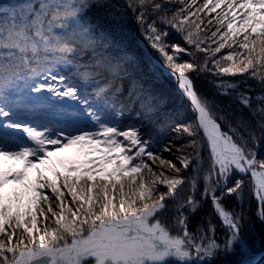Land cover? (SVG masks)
<instances>
[{
  "label": "snow or ice",
  "instance_id": "1",
  "mask_svg": "<svg viewBox=\"0 0 264 264\" xmlns=\"http://www.w3.org/2000/svg\"><path fill=\"white\" fill-rule=\"evenodd\" d=\"M125 5L189 103L191 118L168 123L179 144L124 122L127 60L110 38H136L111 0L0 7V264H229L221 254L237 252L259 264L241 230L264 228V0ZM193 74L211 77L210 94ZM128 100L146 116L163 107L138 81Z\"/></svg>",
  "mask_w": 264,
  "mask_h": 264
},
{
  "label": "trees",
  "instance_id": "2",
  "mask_svg": "<svg viewBox=\"0 0 264 264\" xmlns=\"http://www.w3.org/2000/svg\"><path fill=\"white\" fill-rule=\"evenodd\" d=\"M21 2V0H0V3H8L10 5H15ZM35 3H39V0H34ZM111 3L116 7L117 11L122 16V21L125 25V30L130 33L131 36L137 32L138 36L143 39L140 35L139 29L135 24V21L132 17V14L129 10H127L125 5V0H111ZM125 8V9H122ZM4 18V13H0V21ZM134 37V36H133ZM175 39H179V37H175ZM144 40V39H143ZM145 44L149 47V49L159 58V54L156 53L151 47L148 45V42L144 40ZM111 48L110 52L116 53L120 56H123L127 60L126 67L128 68L127 75L119 83L123 84V90L120 95L117 97L118 101H122L126 106L129 107L130 111L128 115L124 118L125 123H132L137 125H142V131L149 132L154 129H160L161 136V144H167L170 140L173 143L179 144L180 141L174 140V134L172 133L170 127L168 126L169 122H179L186 118H191V112L189 111V103L188 101L182 97L179 93H177L174 89V83L172 80L165 77L161 70L158 67H154L153 61L147 55V53L136 43V41L130 42L129 40H124L121 42L118 36H113L110 38ZM89 59L88 56L84 57V60L87 61ZM187 59V57H185ZM81 71L84 69L81 68ZM193 78L196 83V87L198 91L207 92L210 94V87L207 84V79L211 78L201 76L196 77L193 74ZM227 79H246L247 77H226ZM107 79V74L104 73L100 76H96L93 81L90 82V86L95 88L97 86H102ZM133 81H138L140 84L144 86V88L150 91L157 99L163 102V107L161 111L152 116H146L143 112L140 111V104L137 102L135 106L130 105L128 100L129 89L132 86ZM98 82V83H97ZM249 83L255 85V81H249ZM243 88V85H241ZM258 90V89H257ZM39 94L33 93V96ZM223 104L231 103L228 98L217 97ZM240 107L237 103H232V108L237 109ZM243 115L251 119V116L248 113L247 109L243 110ZM174 162L173 157H169ZM64 155L63 152L56 153L53 159L56 156ZM260 156L264 157V141H262V147L260 151ZM151 163V161H149ZM177 166H179L178 162ZM187 194V192L185 193ZM250 196L248 195V189H245V206L248 205L250 201ZM254 206V202H253ZM210 208L206 205L205 209L201 211L197 216L190 219L189 228L194 231L196 225L201 222V216L207 215ZM251 215V212L248 213ZM255 218L253 217V221ZM215 221V218H214ZM217 225L219 221H215ZM249 221H245L244 227L241 230V235L245 238L249 245H251L253 251V255L256 257L264 252V228L256 222L254 229L250 227ZM223 235V230L218 229L217 237L220 238ZM221 258L226 259L229 264H240L242 260V256L239 252L235 254L225 255L221 254ZM264 264V260L259 263Z\"/></svg>",
  "mask_w": 264,
  "mask_h": 264
},
{
  "label": "water",
  "instance_id": "3",
  "mask_svg": "<svg viewBox=\"0 0 264 264\" xmlns=\"http://www.w3.org/2000/svg\"><path fill=\"white\" fill-rule=\"evenodd\" d=\"M7 5H10V4L0 3V7H4ZM122 9H125V8H122ZM135 36L137 37L138 44L143 48V50L152 59V61L154 63H156L159 60V58L149 49V47L145 44L144 40L137 35V32L135 33ZM177 92L179 93L178 90H177ZM255 258L259 261V263H261L264 260V252L261 253L260 255L256 256Z\"/></svg>",
  "mask_w": 264,
  "mask_h": 264
},
{
  "label": "rangeland",
  "instance_id": "4",
  "mask_svg": "<svg viewBox=\"0 0 264 264\" xmlns=\"http://www.w3.org/2000/svg\"><path fill=\"white\" fill-rule=\"evenodd\" d=\"M135 33H136V31H135ZM135 33L133 34V36L136 38L135 39V41H136V43L138 44V42H137V37L135 36ZM138 35V34H137ZM139 45V44H138ZM140 46V45H139ZM141 47V46H140ZM142 48V47H141ZM143 49V48H142ZM152 60V59H151ZM166 77V76H165ZM168 78V77H167ZM169 79V78H168ZM170 80H172V79H170ZM173 81V80H172ZM173 83H174V81H173ZM174 89H175V91L177 92V86H176V84L174 83ZM178 93V92H177ZM180 94V93H179ZM166 156H169V157H173L174 158V162H176V160H175V156L174 155H171V154H169V153H166L165 154ZM161 190H163V189H161Z\"/></svg>",
  "mask_w": 264,
  "mask_h": 264
},
{
  "label": "bare ground",
  "instance_id": "5",
  "mask_svg": "<svg viewBox=\"0 0 264 264\" xmlns=\"http://www.w3.org/2000/svg\"><path fill=\"white\" fill-rule=\"evenodd\" d=\"M154 63V62H153Z\"/></svg>",
  "mask_w": 264,
  "mask_h": 264
}]
</instances>
